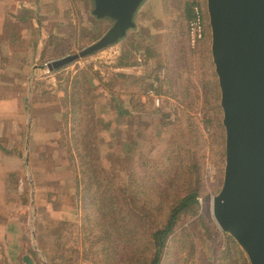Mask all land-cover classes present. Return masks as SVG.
<instances>
[{
	"label": "rangeland",
	"instance_id": "374dc122",
	"mask_svg": "<svg viewBox=\"0 0 264 264\" xmlns=\"http://www.w3.org/2000/svg\"><path fill=\"white\" fill-rule=\"evenodd\" d=\"M186 1L147 0L142 5L137 27L124 39L140 47V51L132 50L130 67L119 66L123 40L50 72L48 63L79 54L99 41L112 20L94 16L92 0H0L1 42L9 44L0 49L6 63L0 73L2 95L12 98L25 93L30 83L46 80L60 93L63 110L56 120L38 121L42 130L58 128L59 140L33 146L37 207L26 204V209L13 206L9 211L21 215L28 234L34 230L32 216L37 219L38 239L25 241L21 248L34 264H120L123 255L105 235L112 229L120 240H127L123 222L116 214L97 213L99 209L90 203L89 177L80 174L76 161L73 96L87 75L98 87L88 102L84 100L81 121L94 106L101 124L96 144L102 149L103 170L100 185L94 188L100 200L113 193L133 216L146 219V225L154 228L168 217L170 206L181 194L197 191L194 209L181 214L174 234L188 241L187 249L178 256L168 249L162 264H177L179 257L181 264H234L235 253L242 247L220 228L213 213L214 198L224 184L226 129L214 90L219 79L207 0H198L205 10L202 38L193 41L192 20L184 35H171L172 27L173 32L176 29L173 20L180 24ZM83 96L79 93V99ZM117 104L125 109L131 104L132 114H119ZM63 112L70 113L68 122ZM105 124H112L113 129L106 126L105 130ZM59 168L71 169L74 177L54 182L45 175L49 169ZM139 172L146 178L141 186L134 184ZM153 175L161 181L157 187L148 181ZM79 178L82 184L84 178V197L78 196ZM28 185L24 182L22 190H28ZM27 194L25 200L29 201ZM63 221V226L58 224ZM184 228L189 229V236ZM61 234L64 239L56 240ZM227 256L230 261L224 260ZM244 256L249 260L245 251ZM0 264L27 263L21 255H7L2 247Z\"/></svg>",
	"mask_w": 264,
	"mask_h": 264
},
{
	"label": "water",
	"instance_id": "95a60500",
	"mask_svg": "<svg viewBox=\"0 0 264 264\" xmlns=\"http://www.w3.org/2000/svg\"><path fill=\"white\" fill-rule=\"evenodd\" d=\"M146 1L93 0V15L112 20L111 28L79 54L48 63V70L123 41ZM207 8L226 129L224 184L213 213L250 263L264 264V0H207Z\"/></svg>",
	"mask_w": 264,
	"mask_h": 264
},
{
	"label": "trees",
	"instance_id": "16d2710c",
	"mask_svg": "<svg viewBox=\"0 0 264 264\" xmlns=\"http://www.w3.org/2000/svg\"><path fill=\"white\" fill-rule=\"evenodd\" d=\"M93 1V0H92ZM201 6L203 8V5H201L198 0H187L185 7L183 9V17H180V24L176 23V20H173V26L176 28L173 32V27L171 29V35L172 33L174 35H177L181 37L186 33L185 27L187 26V23L189 24L190 21L193 19L194 14V7L195 6ZM203 12L205 13V10L203 8ZM179 20V19H178ZM172 22V20H171ZM130 39H126L123 41L124 46H122V55L119 58V66L122 67H130L132 62H130V58L132 56L131 52L132 50L140 51V47L135 46V44L130 43ZM139 42H142L139 40ZM144 43V41L142 42ZM138 53V52H136ZM136 56V54H135ZM133 57V56H132ZM137 57V56H136ZM134 63V62H133ZM62 69V68H61ZM61 69H57V71H60ZM86 82H82L78 89L75 88L74 98L75 101L73 102V113L75 115L74 118V126H73V137L74 143L76 146V149L78 150V157L76 158V161H78V169H80V174L84 176L86 173L89 177V195H90V203L91 205H95L99 210H97V213H102L104 216L116 214L118 218L122 220V227L123 230H125V236L127 237V240H120L118 237V234H116V231L112 229H107L108 233L105 231L106 238L111 241V245L115 244L116 250L123 253L122 257L120 258V264H162L163 260L165 258V255L167 253V250L174 251L173 255L178 256L180 252H185L186 245L188 244L187 240H183V237L174 235L176 233L177 224L181 217V214L185 212L188 209L193 210L194 206L197 203V191H191L188 190L185 193L181 194V197L177 199V202L173 203L170 206V211L168 214V217L166 216L165 219L158 224H155L156 227L150 228L149 225L147 226L146 219L142 217H136L131 214V210L128 207V205L121 199V198H115L112 194H108L104 196L103 199L100 200V196H98V193L94 191L95 185H100V171L103 170V166L100 164L103 161L102 156V149L101 147L96 144L99 137V127L101 124L98 123L99 115L96 118L95 113V107L91 106L92 108L90 110H87V116L85 120L81 121L82 117V109H85L86 103L92 98L93 93L96 91V88L98 85H94L91 83V78L87 75ZM34 91L37 94H48L52 92H57V88L55 86L50 85L46 80H36L34 83ZM214 90L218 92L217 98L218 103L221 106V89L219 85V81L217 80V83L215 84ZM55 92V93H56ZM79 93L83 94V98L79 99ZM132 104H134L135 101L129 100ZM117 109H119V114L126 113L127 115H131L132 113V107H129L131 104L126 107H120V104H117ZM106 109V107H103ZM222 114H223V108ZM64 113V112H63ZM69 112H65L63 114L65 120L68 122V116ZM84 116V114H83ZM126 117V116H121ZM112 124H105L104 129H108L111 131L113 128H111ZM107 126V127H106ZM173 154H169V160ZM82 170V173H81ZM78 174V176L80 175ZM80 175V176H81ZM160 179V176H159ZM146 178H143V175L141 172H139L134 179V184L142 185L145 182ZM148 181H153L156 183V187L161 183V181H158V178L156 175H153L149 177ZM103 186L104 181L102 180ZM78 196L84 197V178H83V184L82 179H78ZM80 189V191H79ZM140 190V189H138ZM109 191V190H108ZM75 197V196H74ZM107 198V199H106ZM87 201V200H86ZM89 201V200H88ZM147 204V203H145ZM100 211V212H99ZM150 215V213L148 214ZM116 223V222H115ZM59 225L63 226L65 222H58ZM149 227V228H148ZM191 229V228H190ZM62 231L61 229H59ZM185 231H187L186 236H189V229L184 228ZM63 234L59 236L61 238ZM237 243V242H236ZM238 245V243H237ZM236 245V248L233 252H235L238 249V246ZM241 248V247H240ZM234 258V264H251L249 260L244 256V251L238 250L235 253ZM224 260H231L230 256L225 257ZM182 261L179 257V262L177 264H181ZM55 264H58L55 261ZM187 262L185 261V263Z\"/></svg>",
	"mask_w": 264,
	"mask_h": 264
},
{
	"label": "crops",
	"instance_id": "0c3cea01",
	"mask_svg": "<svg viewBox=\"0 0 264 264\" xmlns=\"http://www.w3.org/2000/svg\"><path fill=\"white\" fill-rule=\"evenodd\" d=\"M2 31L1 28L0 36L3 35ZM1 40L0 37V49L9 45L3 44ZM39 48L40 45L37 46V50ZM1 52L0 73L6 65L5 54L3 51ZM34 78L35 74L32 81L36 79ZM3 91V85L0 83V248L4 247L7 255H21L25 260L26 257L29 258L30 256L26 252V254L23 253L24 242L29 239L32 241L38 239L37 219L33 220L32 216L31 225H34V230L28 234L27 230L24 231L25 222L21 215L15 216L9 211L13 206L19 210L26 209V204H30L29 207L32 209L37 207L38 186L34 179L33 146L59 140L58 128L54 126L42 130L38 121L47 117L56 120L63 110L59 104V92L58 95L55 94L56 91L53 92L54 94H37L34 91L33 83L29 84L25 93L12 98L2 95ZM74 174L75 172L71 169L63 170L62 168L49 169L45 173L47 178L54 182L72 179ZM24 182H28L29 188L28 190L25 188L23 191L22 184ZM27 192L29 193V201L25 200L28 195ZM11 195L15 197L11 198ZM18 220H21V223ZM62 239H64V235L56 240ZM32 264L34 263L32 262Z\"/></svg>",
	"mask_w": 264,
	"mask_h": 264
},
{
	"label": "built area",
	"instance_id": "2783aa9c",
	"mask_svg": "<svg viewBox=\"0 0 264 264\" xmlns=\"http://www.w3.org/2000/svg\"><path fill=\"white\" fill-rule=\"evenodd\" d=\"M204 21L205 15L203 12V8L199 5L195 6L193 19L190 23V32L193 41L202 38L204 32Z\"/></svg>",
	"mask_w": 264,
	"mask_h": 264
}]
</instances>
